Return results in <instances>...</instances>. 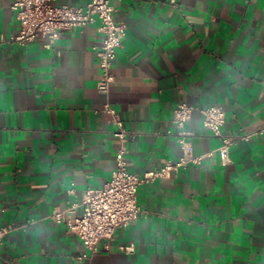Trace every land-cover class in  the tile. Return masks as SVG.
Masks as SVG:
<instances>
[{
  "label": "crops",
  "instance_id": "0c3cea01",
  "mask_svg": "<svg viewBox=\"0 0 264 264\" xmlns=\"http://www.w3.org/2000/svg\"><path fill=\"white\" fill-rule=\"evenodd\" d=\"M13 1L0 0V228H18L0 264H264V0H110L127 35L108 97L98 90V23L51 48L43 38L20 46ZM108 101L134 134L126 156L137 174L180 157L182 101L220 104L224 133L255 134L232 145L227 166L214 153L141 184L142 214L91 251L50 216L111 179ZM186 129L195 155L221 144L199 111Z\"/></svg>",
  "mask_w": 264,
  "mask_h": 264
},
{
  "label": "built area",
  "instance_id": "2783aa9c",
  "mask_svg": "<svg viewBox=\"0 0 264 264\" xmlns=\"http://www.w3.org/2000/svg\"><path fill=\"white\" fill-rule=\"evenodd\" d=\"M12 9L20 22V30L10 40L25 46L38 38L45 39V47L51 48L64 34L77 26L98 23L104 34L101 43L95 47L101 78L98 90L108 97L115 81L113 66L118 49L127 35V27L114 18V6L110 0H88L83 6L58 4L56 0H14ZM104 111L116 126L114 135L117 139L115 153L116 166L111 179L101 188H87L81 203H73L66 208H56L51 218L56 223L64 224L69 233L77 235L83 245L95 251L102 241L112 240L116 230L137 219L142 214L138 203V188L143 183H152L158 178L169 177L172 173L190 166L201 165L204 158L217 153L222 165L232 163L231 147L240 140H249L255 133L236 136L224 133L226 111L220 104L198 107L187 101L180 102L174 111V123L178 128L177 136L181 155L176 160H168L161 167L142 174L130 171L127 159L128 143L134 134L127 128L121 113L108 101ZM199 111L203 115L205 127L220 138L221 144L204 155H195L188 137L192 134L186 129V123ZM79 207L81 210L79 211ZM13 225L0 228V244L3 238L13 230ZM121 249L132 251L131 246Z\"/></svg>",
  "mask_w": 264,
  "mask_h": 264
}]
</instances>
